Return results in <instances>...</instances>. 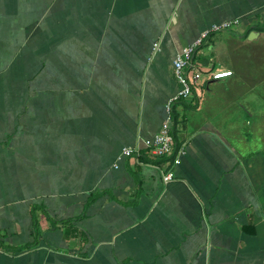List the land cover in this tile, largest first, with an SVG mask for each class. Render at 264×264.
<instances>
[{"label": "crops", "instance_id": "1", "mask_svg": "<svg viewBox=\"0 0 264 264\" xmlns=\"http://www.w3.org/2000/svg\"><path fill=\"white\" fill-rule=\"evenodd\" d=\"M233 20L172 104L184 153L164 183L172 157L147 145L179 88L176 54ZM256 40L264 0H0V264H264Z\"/></svg>", "mask_w": 264, "mask_h": 264}, {"label": "built area", "instance_id": "2", "mask_svg": "<svg viewBox=\"0 0 264 264\" xmlns=\"http://www.w3.org/2000/svg\"><path fill=\"white\" fill-rule=\"evenodd\" d=\"M236 20L225 21L222 24H213L210 28L204 30L200 37L192 44L183 47L177 54L173 63L174 76L179 84L177 92L171 96L166 102V118L161 125L159 131L154 138L148 143V155L152 158L172 157L170 168L160 169L161 178L164 183L174 179V172L172 167L179 163L180 155L184 153V146H177L172 134V104L188 98L192 94V90L196 80H199L201 72L193 65V55L199 45L203 43L207 37L215 31L222 28L230 27ZM159 43L155 42L153 45L154 51L158 50ZM232 71L230 69H219L213 71L210 76L213 79H220L230 76ZM191 75V77H190ZM137 147H123L122 154L127 155L137 153Z\"/></svg>", "mask_w": 264, "mask_h": 264}, {"label": "rangeland", "instance_id": "3", "mask_svg": "<svg viewBox=\"0 0 264 264\" xmlns=\"http://www.w3.org/2000/svg\"><path fill=\"white\" fill-rule=\"evenodd\" d=\"M248 51L254 52V61L248 62L245 66V70H253L254 71V78L249 77L248 82L251 86L255 87L251 93H249V98L252 100L253 103L257 106L259 103L264 101V41L256 40L253 44L248 45ZM204 75H202L203 77ZM191 77V75H190ZM200 80H196V83ZM262 82V83H261ZM196 85H194V88ZM236 96V95H235ZM234 96V97H235ZM242 95L240 94L238 97L239 102L241 101L239 98ZM257 112V111H256Z\"/></svg>", "mask_w": 264, "mask_h": 264}, {"label": "water", "instance_id": "4", "mask_svg": "<svg viewBox=\"0 0 264 264\" xmlns=\"http://www.w3.org/2000/svg\"><path fill=\"white\" fill-rule=\"evenodd\" d=\"M256 36H257L256 32L251 31V32L248 34L247 38H248V39H253V38H255Z\"/></svg>", "mask_w": 264, "mask_h": 264}, {"label": "bare ground", "instance_id": "5", "mask_svg": "<svg viewBox=\"0 0 264 264\" xmlns=\"http://www.w3.org/2000/svg\"><path fill=\"white\" fill-rule=\"evenodd\" d=\"M197 94V93H196ZM195 105V104H194Z\"/></svg>", "mask_w": 264, "mask_h": 264}]
</instances>
